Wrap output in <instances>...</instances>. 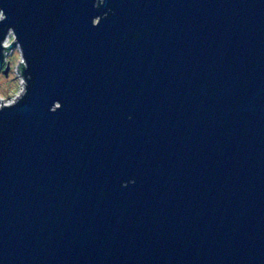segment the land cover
I'll use <instances>...</instances> for the list:
<instances>
[{
    "label": "water",
    "instance_id": "1",
    "mask_svg": "<svg viewBox=\"0 0 264 264\" xmlns=\"http://www.w3.org/2000/svg\"><path fill=\"white\" fill-rule=\"evenodd\" d=\"M0 15V264H264V0Z\"/></svg>",
    "mask_w": 264,
    "mask_h": 264
},
{
    "label": "rangeland",
    "instance_id": "2",
    "mask_svg": "<svg viewBox=\"0 0 264 264\" xmlns=\"http://www.w3.org/2000/svg\"><path fill=\"white\" fill-rule=\"evenodd\" d=\"M1 16V15H0ZM7 35L5 36L4 41L2 42V45L10 44L13 40L12 33L9 31ZM17 49V46L9 48V50H6L5 53L8 55L12 54V51ZM11 63V61H10ZM3 66V65H2ZM18 68V65H17ZM18 70V69H17ZM6 75V73H5ZM17 76L20 78L19 73L17 72ZM22 81V79H20ZM22 88V83H20L19 88L16 87V72H13V79L9 80L7 77H3V79H0V104H7L13 101V99L20 93Z\"/></svg>",
    "mask_w": 264,
    "mask_h": 264
},
{
    "label": "clouds",
    "instance_id": "3",
    "mask_svg": "<svg viewBox=\"0 0 264 264\" xmlns=\"http://www.w3.org/2000/svg\"><path fill=\"white\" fill-rule=\"evenodd\" d=\"M9 31L10 29L6 33L7 37L10 36V35H7ZM12 43H13V40H12ZM10 45L11 44L0 45V47L10 48ZM0 56L3 57V66H0V79H3V77H7L9 80H12L13 72L15 71L16 72V87L19 88V85L20 83H22V81L17 76V72H18L17 65H19L20 67L24 66V62L22 61L21 56H20V49L17 48L13 50L11 55H8L5 52H0Z\"/></svg>",
    "mask_w": 264,
    "mask_h": 264
},
{
    "label": "bare ground",
    "instance_id": "4",
    "mask_svg": "<svg viewBox=\"0 0 264 264\" xmlns=\"http://www.w3.org/2000/svg\"><path fill=\"white\" fill-rule=\"evenodd\" d=\"M1 104H2V103H1ZM1 104H0V105H1Z\"/></svg>",
    "mask_w": 264,
    "mask_h": 264
}]
</instances>
